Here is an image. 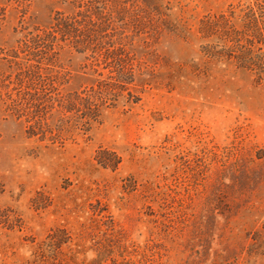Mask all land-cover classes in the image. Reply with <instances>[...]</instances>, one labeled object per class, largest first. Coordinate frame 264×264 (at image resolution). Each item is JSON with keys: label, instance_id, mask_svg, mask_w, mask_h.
Returning <instances> with one entry per match:
<instances>
[{"label": "rangeland", "instance_id": "374dc122", "mask_svg": "<svg viewBox=\"0 0 264 264\" xmlns=\"http://www.w3.org/2000/svg\"><path fill=\"white\" fill-rule=\"evenodd\" d=\"M0 264H264V0H0Z\"/></svg>", "mask_w": 264, "mask_h": 264}, {"label": "trees", "instance_id": "16d2710c", "mask_svg": "<svg viewBox=\"0 0 264 264\" xmlns=\"http://www.w3.org/2000/svg\"><path fill=\"white\" fill-rule=\"evenodd\" d=\"M250 8H251L253 11H255V10H254V7H250ZM253 13H254V12H253ZM86 99H89V97H88V98H86Z\"/></svg>", "mask_w": 264, "mask_h": 264}]
</instances>
